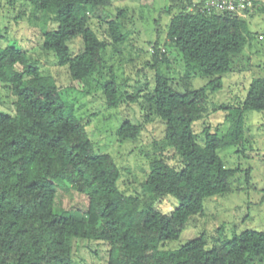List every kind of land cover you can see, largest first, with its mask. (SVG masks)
Segmentation results:
<instances>
[{
  "label": "trees",
  "instance_id": "trees-1",
  "mask_svg": "<svg viewBox=\"0 0 264 264\" xmlns=\"http://www.w3.org/2000/svg\"><path fill=\"white\" fill-rule=\"evenodd\" d=\"M29 3L32 19L56 23L43 33L42 49L75 83L108 68L102 93L107 107H118L122 97L106 50L125 42V31L115 18L99 19L98 27H105L101 37L88 22L91 9L105 8L111 0ZM172 8L177 13L167 40L185 66V77L204 83L176 90L165 53L158 41L152 44L153 89L143 100L147 112L165 123L164 140L173 152L150 159L141 183L145 198L119 189L120 167L109 154L94 150L62 86L42 74L26 51L3 44L0 27V84L14 107L13 113L0 110V264H77L75 245L91 241L108 245L105 264H264V231L254 229L213 237L211 244L201 234L176 248L167 246L192 215L202 213L204 199L232 191L230 179L240 170L226 167L217 151L241 146L244 112L264 110V78H254L242 102L225 108L224 134L209 126L199 134L194 130L253 34L248 18L233 12L200 11L185 0H172ZM252 9L264 14V0H254ZM75 38L80 47L71 52ZM142 129V123L125 120L116 135L135 140ZM245 174L249 179V169ZM165 197L178 203L169 213L154 207Z\"/></svg>",
  "mask_w": 264,
  "mask_h": 264
},
{
  "label": "rangeland",
  "instance_id": "rangeland-1",
  "mask_svg": "<svg viewBox=\"0 0 264 264\" xmlns=\"http://www.w3.org/2000/svg\"><path fill=\"white\" fill-rule=\"evenodd\" d=\"M171 3L172 0H111L105 8L90 10L89 25L101 37H104L105 27H98L99 19H117L126 35L125 42L106 50L107 65H112L122 97L118 107H107L102 84L111 71L106 68L84 83L72 82L66 67L59 66L56 59L42 49L43 33L56 23L42 24L38 17L32 19L29 0H0L3 44L23 49L36 61L42 74L55 77L65 98L73 103L75 114L85 124L94 150L109 154L120 167L119 189L142 198L145 195L141 183L149 171L150 159L156 154L173 152L164 140L165 123L147 112L143 100V95L153 89L152 44L158 41L161 52L165 53V66L174 77L172 86L176 90L185 91L188 86L198 88L204 83L199 77H185V66L167 40L170 19L177 13L175 8L169 10ZM245 13L253 36L242 53L235 56L232 71L222 76V88L210 95L208 116L194 125L198 134L205 126L224 134L228 128L225 108L242 102L252 79L264 78V14L253 9ZM79 47V38L69 42L71 52ZM128 97L134 100L129 101ZM12 101L8 89L0 84V110L13 113ZM145 117L149 118L145 120ZM125 120L143 124L137 139L121 140L116 135ZM217 152L226 167L240 170L230 179L232 191L204 199L202 213L192 215L180 236L170 241L168 247L176 248L201 234L211 244L213 237L229 238L233 232L244 229L264 231V110L244 112L243 144L220 148ZM247 169L249 179L245 174ZM177 205L172 197L154 203L163 213H169ZM107 246L102 241L78 242L73 260L77 264H105Z\"/></svg>",
  "mask_w": 264,
  "mask_h": 264
},
{
  "label": "built area",
  "instance_id": "built-area-1",
  "mask_svg": "<svg viewBox=\"0 0 264 264\" xmlns=\"http://www.w3.org/2000/svg\"><path fill=\"white\" fill-rule=\"evenodd\" d=\"M190 3V8H197L200 11L233 12L244 16L254 6V0H185ZM242 12V13H241Z\"/></svg>",
  "mask_w": 264,
  "mask_h": 264
}]
</instances>
